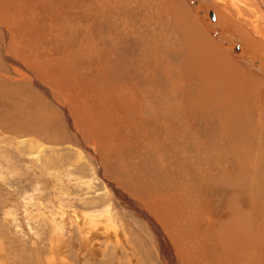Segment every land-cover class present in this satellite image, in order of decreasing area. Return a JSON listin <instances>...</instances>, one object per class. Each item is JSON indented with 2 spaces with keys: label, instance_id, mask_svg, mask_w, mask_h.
<instances>
[{
  "label": "rangeland",
  "instance_id": "1",
  "mask_svg": "<svg viewBox=\"0 0 264 264\" xmlns=\"http://www.w3.org/2000/svg\"><path fill=\"white\" fill-rule=\"evenodd\" d=\"M164 248L264 264L260 2L0 0V264H164Z\"/></svg>",
  "mask_w": 264,
  "mask_h": 264
},
{
  "label": "bare ground",
  "instance_id": "2",
  "mask_svg": "<svg viewBox=\"0 0 264 264\" xmlns=\"http://www.w3.org/2000/svg\"><path fill=\"white\" fill-rule=\"evenodd\" d=\"M257 1H259L260 2V4H261V7H262V9H263V11H264V0H257ZM258 7V6H257ZM179 21H180V23L184 26V27H187L188 28V30H187V32L189 33V38H188V40L190 39V41L188 42V43H186L187 45H197V47H200L201 48V50H202V47H201V44L198 42V40H197V36H196V30H195V28L194 29H191V26L190 27H188L183 21H182V16H180V14H179ZM185 19V18H184ZM197 28V27H196ZM183 30H185V29H183ZM186 32V33H187ZM259 35V34H258ZM240 37H242V36H240ZM206 39V38H205ZM242 40V39H241ZM201 41H202V39H201ZM5 42V41H4ZM243 42V41H242ZM250 42V41H249ZM248 42V43H249ZM4 45H5V48H6V51H7V55H8V58H6L7 60H8V62H10V63H16L17 61H16V58H14V59H12L13 58V53L11 52L12 51V48H11V42H5L4 43ZM186 45V46H187ZM253 46V45H252ZM259 48V47H258ZM198 52V51H197ZM196 52V53H197ZM195 53V54H196ZM198 54V53H197ZM200 55H202L201 57H202V59L203 58H205V60L203 61V62H206V63H208V62H211V63H213L210 59H211V57L208 59V58H206L207 56L205 55V52L202 50L201 51V53H199ZM194 54L190 51V57H188L187 59L188 60H195L194 59V57H193V59H192V56H193ZM197 57H199V56H197ZM258 57H260V55L258 56ZM261 58V57H260ZM198 59V58H197ZM196 59V60H197ZM199 60H201V58L199 59ZM16 61V62H15ZM217 61V66H221L222 64H221V60H219V59H217L216 60ZM127 62V61H126ZM128 64V63H127ZM127 64H125V62L123 61V62H121L118 66H116V67H118L117 69L118 70H124L125 68L129 71L130 69H129V67L127 66ZM214 64V63H213ZM227 68V67H226ZM23 71H25L24 73L27 75V77H29V78H32V73L30 74L29 72H27L26 71V69H24L23 68ZM24 73H22V74H24ZM23 79V78H22ZM32 80V79H31ZM33 80L34 81H32L36 86H38L41 90H43V91H45V89H47L46 91H47V93L50 95V97H54L55 95H54V90L53 89H51V87H49V85L48 84H45V83H43V82H41L40 81V79L37 77H33ZM47 87H49V89L47 88ZM58 97V96H57ZM56 99V98H55ZM60 101V100H59ZM59 104H61L60 102H58ZM161 106V105H160ZM154 108H156L155 106H153ZM63 111H64V114L66 115V119L70 122V119L72 118V123L74 124V134L76 133V137H79L80 138V140L81 139H83V137L85 138V136H84V132H82V129L79 127V125H78V122L74 119V117H73V114H72V112H70V110L69 109H66V107L64 106L63 107ZM165 110L166 109V107H164V106H161V108L159 109V111L160 110ZM16 110V109H15ZM9 111V110H8ZM17 111V110H16ZM158 111V112H159ZM11 112V111H10ZM160 113V112H159ZM18 114H19V112H18ZM13 115H14V113H13ZM28 115H29V113H28ZM24 116H26V115H24ZM30 116V115H29ZM10 117V116H9ZM36 119V118H35ZM34 119V120H35ZM47 119V118H46ZM20 120L21 119H19V118H17V120H15V122H16V125H14V126H12L11 128H13V127H15V128H13L12 129V131L14 132H24L25 131V133H27V129L26 130H24L25 128H23V125H22V123H19L20 122ZM22 121V120H21ZM26 121V120H25ZM27 121L28 122H26V123H29V125H31L32 127L35 125L34 123V121L32 120H29V119H27ZM13 122V121H12ZM34 122V123H33ZM69 122H68V124H69ZM71 122H70V124H72ZM25 124V123H24ZM37 125V124H36ZM25 126H28V125H25ZM39 126V125H38ZM23 128V130H22V128ZM36 127V126H35ZM44 128V127H43ZM10 129V128H9ZM44 130V129H43ZM29 131V130H28ZM38 131V130H37ZM29 134H30V132H28ZM87 138V137H86ZM86 140V139H85ZM83 141H84V139H83ZM160 176H161V174H160ZM162 179L163 180H161L160 179V181H166V179L164 178V176L162 175ZM150 188V187H149ZM161 195V194H160ZM159 196V195H158ZM127 202H129V200H126ZM128 207H129V209H131V208H133V204L131 203V201L129 202V204L127 205ZM155 207V206H154ZM135 208V207H134ZM138 211V210H137ZM135 212H136V210H135ZM148 216V215H147ZM146 217V216H145ZM148 219H150V218H148ZM146 220V219H145ZM163 220V219H162ZM148 221V220H147ZM152 221V220H151ZM163 222V221H162ZM168 224V223H167ZM169 225V224H168ZM162 228V227H161ZM156 229V231H157V234H159V237H158V239L160 240V242H163V243H165L164 242V238L162 237V234L160 233V231H159V229H158V227H156L155 228ZM163 243H161V245L163 244ZM166 244V243H165ZM174 244L177 246V249L179 248V245L176 243V242H174ZM169 249V248H168ZM228 252V251H227ZM170 257H172V256H170ZM162 259L164 260V264H168V262H169V264H171V262H170V260H169V253H168V251L166 250V248H164V252H163V256H162Z\"/></svg>",
  "mask_w": 264,
  "mask_h": 264
},
{
  "label": "water",
  "instance_id": "3",
  "mask_svg": "<svg viewBox=\"0 0 264 264\" xmlns=\"http://www.w3.org/2000/svg\"><path fill=\"white\" fill-rule=\"evenodd\" d=\"M210 18L212 19L213 18V14L211 13V11L208 12Z\"/></svg>",
  "mask_w": 264,
  "mask_h": 264
}]
</instances>
